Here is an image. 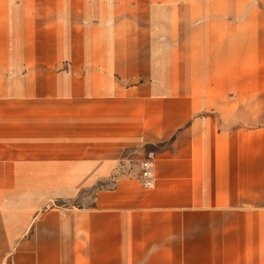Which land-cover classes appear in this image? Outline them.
I'll list each match as a JSON object with an SVG mask.
<instances>
[{"label":"crops","instance_id":"1","mask_svg":"<svg viewBox=\"0 0 264 264\" xmlns=\"http://www.w3.org/2000/svg\"><path fill=\"white\" fill-rule=\"evenodd\" d=\"M66 1L9 7L0 19L8 61L37 63L22 84L0 86V264L238 260L239 213L264 205V119L224 117L238 101L223 106V92L197 107L189 102L178 118L173 108L160 116L158 62L247 56L248 45L264 40V10L233 22L249 0H220L208 22L181 36L186 26L165 14L164 0ZM167 29L176 33L162 42L155 32ZM165 44L221 48L160 58ZM147 148L156 154L150 188L139 179ZM63 199L79 205L45 210ZM241 250L246 264L254 254L264 264V235L257 251L249 241Z\"/></svg>","mask_w":264,"mask_h":264},{"label":"rangeland","instance_id":"2","mask_svg":"<svg viewBox=\"0 0 264 264\" xmlns=\"http://www.w3.org/2000/svg\"><path fill=\"white\" fill-rule=\"evenodd\" d=\"M53 3L48 2V0H0V19L6 18L7 11L9 7H33V6H48V5H65L60 0H50ZM58 1V2H57ZM246 1V0H245ZM56 2V3H55ZM67 2V1H66ZM167 2V3H166ZM220 0H164L165 4V14L174 15L176 23L179 26L184 27L185 31L180 32L183 34L181 36H187L188 32H197L198 25L204 22H208L210 18L206 20L204 18L205 14L209 12L212 13L218 8ZM255 7L260 10L263 9V5L260 0H249L247 7L245 8V13L240 18L235 19L234 17H229L233 22L239 21L240 23H246L249 18L250 10ZM164 14V15H165ZM163 15V17H164ZM217 20L223 19V17L217 15ZM162 24H167L166 21H162ZM171 24V23H170ZM191 28H188V27ZM8 27L6 24V19L0 22V43L5 42L7 39L1 38V34L5 37ZM175 32V30H159L155 33H160L162 35V42H166L170 34ZM187 32V33H186ZM264 33V30H262ZM176 33V32H175ZM262 38V37H261ZM263 39V38H262ZM17 42V38L15 39ZM210 48H221V47H209V46H198L194 45L192 47L188 46H170V45H159L157 47V56L163 57V52H168L173 49H177L176 54L186 53L188 50L200 49L207 50ZM247 51L248 55H233L227 53L216 52L214 53H202L200 55L195 54H185V60L170 61V62H158V104H159V114L160 116L166 112V110L171 111L174 109V115L176 118L179 117V113L184 112L185 115L188 113L189 102H192L194 107L199 105L200 99L205 101L206 98L212 96H220V92H223V106H225L226 101H238V106L231 113L221 111L223 116L226 118L234 117L238 118L240 124H245L250 119H259L260 121L264 119V40L260 43H255L248 45ZM0 86L6 85H19L21 83L20 77L27 69L34 67L37 63L32 61H26L20 56H13L12 61H8L9 57L6 55V47H0ZM154 53V52H153ZM183 55V54H182ZM30 57V56H28ZM178 57V56H176ZM181 57V56H180ZM198 57V58H197ZM202 57V60L199 59ZM217 57V58H216ZM221 58V59H219ZM217 59V60H216ZM58 64V63H56ZM70 63H64V68L68 67ZM154 64V63H153ZM131 66L130 68H132ZM147 69L144 63V70ZM143 82L146 83L147 80L143 78ZM173 86V88H172ZM197 109V108H196ZM212 112L204 111L199 113L198 111L193 116L195 117H208ZM148 152L155 154L154 150L147 148L144 150L143 157L140 161V174L139 179L141 182V172H142V161L146 157ZM156 159V156H155ZM155 163V160H154ZM153 163V172H154ZM133 170L135 167L132 168ZM142 184V182H141ZM153 184V183H152ZM106 185V184H104ZM103 186L100 185L99 187ZM143 186V184H142ZM152 186V185H151ZM144 187V186H143ZM145 188V187H144ZM150 188V187H149ZM84 196L91 195L94 191H84ZM79 205V200H59L53 204L46 206L45 210L57 206H73ZM245 209L244 207H240ZM255 211L246 212L240 211L238 216V227H237V243L240 248H238V260H234L231 264H246L245 252H241L246 244V241L254 244L256 251L259 248V243L263 240L264 235V205H259L255 207ZM254 216L253 221H248L249 216ZM226 236L222 238L223 241V252L226 253ZM233 242V237L230 238ZM242 247V248H241ZM232 251V250H231ZM229 251V253H231ZM232 253H234L232 251ZM227 256L223 254L222 261L223 264H227ZM255 261L248 262V264H262L259 260L260 255L254 254Z\"/></svg>","mask_w":264,"mask_h":264},{"label":"built area","instance_id":"3","mask_svg":"<svg viewBox=\"0 0 264 264\" xmlns=\"http://www.w3.org/2000/svg\"><path fill=\"white\" fill-rule=\"evenodd\" d=\"M155 155L152 152H148L146 157L142 161L141 182L145 188L151 187L153 183V163Z\"/></svg>","mask_w":264,"mask_h":264}]
</instances>
